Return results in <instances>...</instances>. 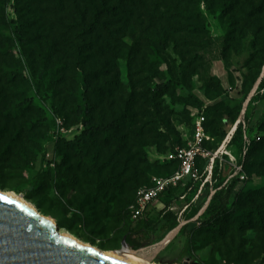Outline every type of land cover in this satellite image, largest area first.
I'll return each mask as SVG.
<instances>
[{
    "label": "rangeland",
    "instance_id": "rangeland-1",
    "mask_svg": "<svg viewBox=\"0 0 264 264\" xmlns=\"http://www.w3.org/2000/svg\"><path fill=\"white\" fill-rule=\"evenodd\" d=\"M100 1L0 0V189L24 197L30 180H40L28 201H37L60 231L120 250V234L141 221L129 211L136 190L173 174L178 164L166 155L193 142L203 116L202 148L214 159L199 160L198 178L161 199L173 207L164 218L182 221L197 207L198 216L221 193L206 214L188 222L190 245L180 237L170 251L160 249L177 234L173 228L142 255L159 264H264V137L256 140L264 136V75L254 89L264 68V0H110L108 13L96 16ZM183 9L198 10L205 31H188L190 19L177 14ZM11 19L25 23L24 46ZM146 30L167 35L166 49L146 39ZM19 59L32 86L27 93L23 78L4 71ZM83 80L91 122L115 124L107 139L86 141L94 167L52 139L55 116L65 139L82 131L75 107ZM168 80L166 91H154ZM24 96L32 105L8 113ZM246 136L255 138L247 159ZM96 193L101 199L94 204ZM208 218L216 230L205 227Z\"/></svg>",
    "mask_w": 264,
    "mask_h": 264
},
{
    "label": "trees",
    "instance_id": "trees-1",
    "mask_svg": "<svg viewBox=\"0 0 264 264\" xmlns=\"http://www.w3.org/2000/svg\"><path fill=\"white\" fill-rule=\"evenodd\" d=\"M110 0H101L98 7L95 9L94 13L95 15H99L102 16L106 13H108L109 11V6L107 5L108 2ZM202 1V0H198V3ZM17 9V8H16ZM177 14L180 15L181 18L184 19H190L191 22H188L185 27L188 31L190 32H203L205 31L204 25L202 22H200L198 20V18L201 17V14L198 10H179L177 11ZM11 30L14 34V37L16 38L18 44H20L21 46H24L26 43V37H25V31H24V27H25V23L24 22H20L14 19H11L9 21ZM86 27H87V31L91 32L92 31V27L89 25H86L85 23H83ZM142 35L148 39L150 42H152L153 44H155L156 46H158L161 50H165L167 47V35H165L164 33H159V32H148L147 30L144 31L142 33ZM10 51V50H8ZM17 63L12 64V66H5L4 71L5 73L10 77V79H16L19 77L23 78V65L19 60L16 61ZM259 78V77H258ZM262 77H261V81H262ZM25 80V86L22 89L23 93H27L31 88V84L29 82V80L24 79ZM260 82V81H259ZM258 82V84H259ZM256 83V82H255ZM254 83V84H255ZM173 84L172 80H168L167 82H160L158 84H156L155 87V92L158 93H162L164 91L167 90V88ZM258 86V85H257ZM82 90L79 91V95H78V102L76 105V117L78 119V121L81 122L83 129L80 132V134L72 139H65L63 136H58L55 140V143L61 142L63 144V146H66L67 148H74L75 154L77 156V161L79 164H83V165H90L92 167H94V165L92 164V157L89 158L87 156V150L85 149L86 147V141L91 140L93 135H100L102 134V136L107 139L108 137L111 136V132L110 130L113 129L115 127V124L113 122L110 123H93L91 122V118L88 115V111L90 109V102L88 100V98L85 96V89L87 88L86 84L84 83L83 80V84L80 87ZM256 90V89H255ZM254 90V91H255ZM86 91H88L86 89ZM250 100V99H249ZM248 100V101H249ZM248 103V102H247ZM32 105V100L30 97L28 96H24L22 98L17 99L11 106V108L9 109L8 113L13 114V115H18L21 113V111L25 108H28L29 106ZM52 122H54V120H51ZM239 123L240 120L238 122H236V127L235 130L233 132V136L237 133V130L239 128ZM232 136V138H233ZM264 136H258V138L256 139L257 141H260V139H262ZM255 138L249 139L246 136V147H247V151L245 153V159L248 158L249 154H248V150L250 148L251 145V141H253ZM201 157L197 158L196 164H198L199 160H201ZM207 161V160H206ZM168 163H173V162H177L176 160H167ZM178 164V162H177ZM54 174H55V170L53 168H48L46 171V175H50V177L52 179H54L55 183L58 182V180L56 178H54ZM40 184V180H30L29 182V186H30V190L24 193V197L27 200H32L34 198V195L31 193L33 190H36L38 188ZM151 181L149 184L150 185ZM175 187V188H170L168 189L166 192H164L159 198H164L166 194H168V192L172 189H176L179 188ZM136 193V192H135ZM219 193H221V190H219V192H215L214 194H212V196L209 199L208 204L206 205L205 210L203 211V213H201L199 215V217L197 219H199L202 215L206 214L207 211L211 208V205L213 203V200L217 197V195H219ZM231 193V187H228V190L226 191V193L224 194V198L222 200L221 203V208L220 211L221 212H225L226 207H225V203L227 201V199L229 198ZM104 196H106V194H104ZM93 198V203H97L99 202V200L101 199V195L99 193L94 194ZM103 198V197H102ZM35 206L37 208H41V205L34 200ZM93 204V205H94ZM165 206H167L168 204H166V201L164 202ZM199 210V208H195L193 211L191 210V213L188 214V216H186V218H191L193 217L197 211ZM234 211V210H233ZM43 214V213H42ZM47 214V213H45ZM44 214V215H45ZM237 218H239L240 223L243 222V216H238ZM169 222V230L176 229L177 230V236H184V238L186 239V241H188L189 245L191 243L192 240V230L188 229L187 227V223L183 224L181 227H176L177 220L171 219L169 217L166 218ZM137 221V220H136ZM138 221L136 222V224H128L127 229L125 232H122L120 234V238L123 237V235H126V242L129 246H131L134 249H138L140 247H142L145 244V241L148 240V237L143 235L144 229L143 228H138ZM58 227L59 224L57 223ZM206 228L209 230H216V222L215 221H211L207 220V223L205 224ZM147 228V227H146ZM152 231V229L150 230ZM162 237H164V235H160L158 237V239H161ZM172 263L176 262V258H172L171 259ZM192 264H195L194 262Z\"/></svg>",
    "mask_w": 264,
    "mask_h": 264
},
{
    "label": "water",
    "instance_id": "water-1",
    "mask_svg": "<svg viewBox=\"0 0 264 264\" xmlns=\"http://www.w3.org/2000/svg\"><path fill=\"white\" fill-rule=\"evenodd\" d=\"M263 75L264 70L259 79ZM0 197V264H133L59 234L57 224L52 229L40 222L19 199L1 192ZM117 251L147 258L127 244L126 235Z\"/></svg>",
    "mask_w": 264,
    "mask_h": 264
},
{
    "label": "built area",
    "instance_id": "built-area-1",
    "mask_svg": "<svg viewBox=\"0 0 264 264\" xmlns=\"http://www.w3.org/2000/svg\"><path fill=\"white\" fill-rule=\"evenodd\" d=\"M204 117L200 116L195 121V134L193 142L185 148H175L166 155L167 160H176L178 168L169 176H154L150 185L141 186L136 190L134 201L129 205L132 219H139L147 213L151 203L158 199L170 188L186 186L198 178L197 158L213 161L208 151L203 150L202 142L207 139L202 123ZM56 130L52 135L56 139L59 135L64 137L65 128L59 116L54 117Z\"/></svg>",
    "mask_w": 264,
    "mask_h": 264
},
{
    "label": "crops",
    "instance_id": "crops-1",
    "mask_svg": "<svg viewBox=\"0 0 264 264\" xmlns=\"http://www.w3.org/2000/svg\"><path fill=\"white\" fill-rule=\"evenodd\" d=\"M161 199L162 198H158L151 203L149 210L147 211V213H145L144 216L140 218L141 221H139L137 224L138 228H143V229L145 228L143 235L148 237V240L145 241V244L142 247H140L142 251L144 249L149 248L150 246H153L154 244H157L163 238L162 237L161 239H158V237L162 234L165 236L167 232L170 231L169 230L170 221H168L164 217L168 211L173 209V207L172 205L165 206L164 202H162ZM197 214L198 213H196L193 217L188 218V219L185 217L186 219H183L182 221L178 218L177 219L178 224L176 225V227L178 226L181 227L183 224L187 223V226H188L187 228L190 229L188 222L195 221L199 217V215L197 216ZM151 229L152 231H150ZM180 237H184V236H177L176 234L165 246H163L160 249H163V250L166 249L165 252L170 251L171 248L169 246L171 245V243L175 242Z\"/></svg>",
    "mask_w": 264,
    "mask_h": 264
},
{
    "label": "bare ground",
    "instance_id": "bare-ground-1",
    "mask_svg": "<svg viewBox=\"0 0 264 264\" xmlns=\"http://www.w3.org/2000/svg\"><path fill=\"white\" fill-rule=\"evenodd\" d=\"M264 70V68H263ZM262 70V71H263ZM262 75V74H261ZM260 75V76H261ZM260 79H258L256 81V83L254 84V89L258 83ZM246 101V100H245ZM244 111V110H243ZM235 125V124H234ZM232 126L231 130H230V133L234 131L235 129V126ZM229 133V134H230ZM224 146V144H222L220 146V148H222ZM221 150V149H220ZM0 192L4 195H8L10 196L11 198L13 199H19V202L21 204H23L28 210L29 212L37 219L39 220L40 222L46 224V225H50V227L52 229L55 228V221L50 217V216H47V215H44L42 214L40 211H38V209L30 202L28 201L27 199H25L22 195L18 194V193H15L13 191H10V190H1L0 189ZM59 234L61 235H64V236H68V237H71L73 238L74 240L78 241V242H82L80 241L79 239H77L76 237H74L73 235H71L70 233L66 232V231H59L58 232ZM84 244L86 246H89L91 247L92 249L94 250H97L101 253H104V254H107V255H110V256H114V257H118V258H122V259H126L128 261H130L131 263L133 264H159V263H156V262H153L151 261L150 259L148 258H144V257H139V256H135L133 254H128V253H123L121 251H105V250H100L92 245H89L87 243L84 242Z\"/></svg>",
    "mask_w": 264,
    "mask_h": 264
},
{
    "label": "snow or ice",
    "instance_id": "snow-or-ice-1",
    "mask_svg": "<svg viewBox=\"0 0 264 264\" xmlns=\"http://www.w3.org/2000/svg\"><path fill=\"white\" fill-rule=\"evenodd\" d=\"M0 199H3V197H0Z\"/></svg>",
    "mask_w": 264,
    "mask_h": 264
}]
</instances>
